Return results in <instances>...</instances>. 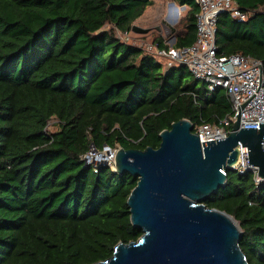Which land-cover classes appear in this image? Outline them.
Wrapping results in <instances>:
<instances>
[{
	"label": "trees",
	"instance_id": "16d2710c",
	"mask_svg": "<svg viewBox=\"0 0 264 264\" xmlns=\"http://www.w3.org/2000/svg\"><path fill=\"white\" fill-rule=\"evenodd\" d=\"M172 1L189 7L175 46L192 45L199 5ZM235 1L248 19L219 15L218 52L252 55L264 73V0ZM153 4L0 0V264H91L138 240L127 200L139 178L96 171L83 155L93 144L158 148L175 121L214 124L232 112L224 88L209 91L188 66L165 69L158 54L117 35ZM227 177L204 203L235 217L249 263L264 264V179L253 170Z\"/></svg>",
	"mask_w": 264,
	"mask_h": 264
},
{
	"label": "water",
	"instance_id": "95a60500",
	"mask_svg": "<svg viewBox=\"0 0 264 264\" xmlns=\"http://www.w3.org/2000/svg\"><path fill=\"white\" fill-rule=\"evenodd\" d=\"M132 30L150 28L134 23ZM160 136L158 148L119 147L116 155L115 171L139 178L127 204L142 236L91 264H250L239 222L204 200L226 184L225 171H238L239 142L248 148V170L256 167L264 178V121L247 128L239 117L226 138L202 143L193 122L182 118Z\"/></svg>",
	"mask_w": 264,
	"mask_h": 264
},
{
	"label": "built area",
	"instance_id": "2783aa9c",
	"mask_svg": "<svg viewBox=\"0 0 264 264\" xmlns=\"http://www.w3.org/2000/svg\"><path fill=\"white\" fill-rule=\"evenodd\" d=\"M196 2L200 9L197 13V38L192 45L162 47L158 41L147 44L131 43L165 58L167 67L180 64L188 66L196 78L206 82L209 91H214L217 87L226 90L232 104V112L219 123L202 122L194 126V131L201 135L202 143L226 138L239 117L242 127L260 128V122L264 121L263 62L252 55L220 54L216 40L217 22L223 11H229L231 16L239 21L247 20L248 14L239 8L235 0H196ZM131 31L123 32L128 40L131 38L129 35ZM238 147L239 160L234 166L240 173H244L249 168L248 148L242 146L241 142ZM116 148L105 144L99 149L93 144L83 155V159L86 165H93L96 171L101 165L116 170L118 150ZM99 154L105 155L97 159ZM252 170L255 172L257 182L264 179L259 176L258 168L253 167Z\"/></svg>",
	"mask_w": 264,
	"mask_h": 264
},
{
	"label": "rangeland",
	"instance_id": "374dc122",
	"mask_svg": "<svg viewBox=\"0 0 264 264\" xmlns=\"http://www.w3.org/2000/svg\"><path fill=\"white\" fill-rule=\"evenodd\" d=\"M171 2V3H170ZM172 0H156V5L154 7V12H152V15L150 16V20H148L147 22H144V20H142V25L143 27L146 28H150V31L147 33H140V32H135V31H131L130 32V40L127 39V35H125V33L117 30L116 33L117 35L124 41H128V42H135L137 44L140 43H151V42H156L158 37H162L165 41V43H167L168 45H174L176 43V33H177V29H178V23L175 24H171L169 19H168V13L170 10L175 9V5L172 4ZM170 3V5H169ZM183 7V9L181 10V16L183 17L188 8H186V5H180ZM165 7L164 12L163 8ZM145 24V25H144ZM147 24V26H146ZM109 25H106V28H109ZM173 28L175 30H173ZM136 44V45H137ZM161 62L164 65V68L167 69L168 67L166 66V59L165 58H160ZM204 82V80L201 79L200 84H202ZM59 126H58V119L57 118H52L49 122V126L48 129L50 131H56L58 130ZM120 147V145H117L118 149Z\"/></svg>",
	"mask_w": 264,
	"mask_h": 264
},
{
	"label": "crops",
	"instance_id": "0c3cea01",
	"mask_svg": "<svg viewBox=\"0 0 264 264\" xmlns=\"http://www.w3.org/2000/svg\"><path fill=\"white\" fill-rule=\"evenodd\" d=\"M170 3H169V5H170ZM155 5H156V0H154V4L153 5H150V6L147 7L145 13L141 17H139L136 20L135 23L138 24V25H142L143 24L142 23V20H144V22H147L148 20H150L149 18L152 15V12H154ZM175 6H176L175 9L170 10L169 13H168V19H169V21L170 20H174V21L176 20L175 22L170 21L171 24L172 23L173 24L178 23L179 20L182 17L181 16V10L183 9V7L180 6V5H178L177 3L175 4ZM185 7L189 9L188 5H186ZM164 10H165V7L163 8V11H161V12H164ZM174 13L177 14V16H179V18L177 17L176 19H172L170 16L173 15ZM146 26H147V24H146Z\"/></svg>",
	"mask_w": 264,
	"mask_h": 264
},
{
	"label": "bare ground",
	"instance_id": "6f19581e",
	"mask_svg": "<svg viewBox=\"0 0 264 264\" xmlns=\"http://www.w3.org/2000/svg\"><path fill=\"white\" fill-rule=\"evenodd\" d=\"M170 17H171L172 19H176L177 17L179 18V16H177V14H175V13H174L173 15H171ZM104 155H105V154H101V155L99 154V155H97V159H99L100 157H102V156H104Z\"/></svg>",
	"mask_w": 264,
	"mask_h": 264
}]
</instances>
